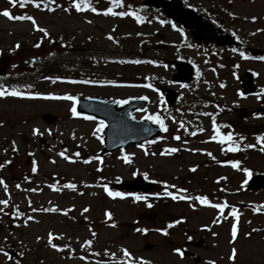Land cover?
<instances>
[{
	"label": "rangeland",
	"instance_id": "obj_1",
	"mask_svg": "<svg viewBox=\"0 0 264 264\" xmlns=\"http://www.w3.org/2000/svg\"><path fill=\"white\" fill-rule=\"evenodd\" d=\"M7 0H0V10L4 8ZM63 3L64 0H56ZM97 0H92L95 3ZM133 4H140L142 0H125ZM193 6L199 11L209 10L212 6H217L222 9V14L227 18L224 23L229 26L227 30L232 32H242L243 45L245 47L264 49V0H183ZM96 5V6H95ZM94 7H99L95 3ZM106 3H101L100 6L105 7ZM125 8L136 12L139 7L133 5L122 6L114 8L116 12L124 11ZM64 8H60L50 14H40L30 12V15L36 20L37 25L46 29L53 36L64 39L65 42H72L75 44L92 42L96 47L106 50H119L118 44L108 40V35H112L118 39L125 48L135 52L142 49L140 47V40L146 41V51L149 55L165 58L167 61L171 59H185L193 61L199 75L196 76V81L190 86V89L182 92V100L187 101L186 95L193 97H201L211 99L219 103L222 108L232 110L227 115L228 120L241 132L247 129H254L264 124V116L258 113L248 114V111L259 106H264L261 100H264V61L243 59L238 55H232L230 51H222L221 55L215 57L211 48L206 51L204 47L196 46L189 48L184 44L181 30L171 25H152L149 27L138 28L127 20L122 22L118 19H109L103 15L87 12L69 11L65 12ZM103 10V9H102ZM100 10V11H102ZM198 12V11H197ZM203 16V15H202ZM205 17V16H204ZM236 17H243L246 20L239 23ZM253 18H255L253 20ZM88 21H91L89 23ZM254 21V22H253ZM41 32L36 31L30 21L10 22L7 18L0 16V43L3 50H0V60L2 58L9 59L8 53L5 52L6 47L12 48L16 43L24 44L28 47L33 46L32 42L35 39H40ZM144 35V36H143ZM244 39V40H243ZM189 40V38H188ZM169 46L164 51L159 49L161 44ZM205 49V50H204ZM209 54L208 56H206ZM10 56V55H9ZM70 71L74 72H90L96 71L99 67L93 66L85 61H75L66 64ZM107 73H120V67L109 66ZM148 69L147 67H144ZM95 69V70H94ZM141 70V69H139ZM244 70H251L257 75L256 84L260 88L261 93L252 98H240L236 95V90L239 85L236 83L235 75L242 74ZM135 72L133 68L128 70ZM169 76L172 73L171 67L157 68L154 70ZM169 73V74H168ZM224 87H221V85ZM41 93L44 95H80L81 97L95 96L100 98H128L135 95H145L152 101L150 111L145 115H160L155 107L159 96L153 90L125 88L122 86H89L85 84H66V83H52L46 82L42 85ZM187 102L193 108L195 104ZM72 107L71 101L66 100H49V99H25V98H0V154L4 162L10 161L15 166L28 170L36 162L38 167L37 172L43 175H56L63 178H74L80 180V183H87L90 177V171L94 169L96 162H90L89 166H81L77 164H70L65 160L60 153L64 152L68 157L77 150V146L81 145V154L94 157L100 149V143L97 138L98 133L93 135L97 126L96 122H89L79 118L70 116V109ZM208 108L212 109L210 105H201L196 110ZM172 115L177 118L178 122H182L184 126L191 129H207L208 119L200 115H193L189 113L182 114L178 110L171 111ZM228 113V111H227ZM43 114L55 115L57 118L52 125H47L41 119ZM164 123L173 124V128H179L173 119H163ZM33 129H39L41 135H33ZM44 137L49 147L45 155H41L38 140ZM3 143V144H2ZM3 146L5 150H3ZM15 146V150H14ZM187 152L183 154L182 159L175 160L171 158L162 159L159 157H145L140 154V150L131 147L129 151L132 163L130 167L122 164L116 159V155L107 156L106 164L109 163L110 169L105 171V176L100 178L97 182L117 181L120 179H130L136 172L137 175L143 176L147 173L148 178L161 184L163 179L170 187L175 184L176 179L186 172L187 165H191L194 160L201 162L203 159H210L208 155H200L198 152L207 151L210 155H215L221 152L220 147L211 149L205 145H188L185 147ZM196 152V154H193ZM70 154V155H68ZM219 157V154L216 158ZM236 158V155H234ZM193 159V161H191ZM202 159V160H199ZM243 160L245 169H252L264 171V153H254L247 156H240ZM199 160V161H198ZM30 162V163H29ZM241 179L239 176L238 181ZM45 178L35 179L34 184L44 185ZM158 188V186H157ZM160 188V187H159ZM99 189L95 188L93 193H99ZM11 200L15 201L14 194L11 192ZM88 191L80 196H61L58 194H51L45 190L43 194L35 196L37 204L53 203L62 210L74 208L72 216L75 218L84 219L82 224L68 221L65 218L56 215H42L38 223L30 224L29 227L14 230L9 227L7 220L0 219V240L9 239V241L16 243L18 250H25L27 252L26 260L35 262L42 260L50 264H113L114 257H120L122 249L130 252L131 257L137 259L138 257L149 258L155 261L165 259H175L171 254L159 250L157 232L153 231L144 239L142 235L134 236L138 231L144 227L162 225V221H184L189 223L188 227L197 228L198 224L204 225L211 222L217 224L218 216L208 207H203L197 213H193V206L184 207L181 205H172L163 215H143L140 216L141 208L133 207L125 202L101 201L95 196L87 194ZM241 198L244 199L241 201ZM0 200H4L3 194L0 190ZM231 200L236 204L245 203V209L254 206L260 200H264V194H250L247 193L241 197H234ZM87 207V213H81V209ZM1 208V205H0ZM112 213V219L104 220L107 212ZM241 222H252V225L263 223L264 218L261 216H251L249 210H245ZM164 217V218H161ZM93 221L92 228L88 227V222ZM197 223V224H193ZM114 225V226H113ZM214 236L220 240H224V244L228 242L229 255L226 257L224 253L223 264H264V231L262 233L250 235L251 230L246 226H242L240 234L232 241L230 226L227 234V227H218L212 229ZM96 232L97 238L93 242L91 248L92 254L99 256L97 261H87L85 257L71 259L66 256L64 252L53 251L42 246L49 234L55 236L59 233H66L69 237L68 241L73 247L79 246L84 239L91 238L92 233ZM129 233L128 237H123V234ZM150 244L152 251L148 252L143 249L144 244ZM222 241L218 242V249L221 253ZM235 248L237 255L235 259L231 260L232 249ZM115 254V255H113ZM103 255V256H101ZM219 255L218 257H220ZM91 259V257L89 258ZM0 261H5L3 255L0 254ZM178 261V260H177Z\"/></svg>",
	"mask_w": 264,
	"mask_h": 264
},
{
	"label": "snow or ice",
	"instance_id": "obj_2",
	"mask_svg": "<svg viewBox=\"0 0 264 264\" xmlns=\"http://www.w3.org/2000/svg\"><path fill=\"white\" fill-rule=\"evenodd\" d=\"M9 4L12 6V7H16L17 5L20 7V8H24L26 7L27 5H33L35 6L36 8H40L41 7V4L39 2H37V0H8ZM49 3H55V0H49ZM109 3L112 5L111 7H109L106 11L103 12V15H112V16H117L119 15L120 17H124V16H132L136 21L137 23H143L144 22V19L142 16L140 15H137L135 12H132V11H120V12H116L114 11L113 9L114 8H120L122 7V0H109ZM45 8H48V4H45L44 5ZM57 7H59V5H57ZM70 9H74L76 12L80 13V12H87V11H91L93 13H98V10L93 6V3H92V0H72V3L70 5L69 8H64L63 10L65 12H69ZM49 11H54L55 9L53 8H48ZM0 16H3L5 18H7L8 20L10 21H30L32 23V25L34 26L35 30L36 31H39L43 34V37H49V33L46 29L42 28V27H39L37 25V22L36 20L30 16V15H14L12 12H10L9 10L5 9L3 11H0ZM255 18H253L254 20ZM89 23H91V21H88ZM161 23H164V21H161ZM173 27H175V25H173ZM181 35H183V32L181 31ZM108 39L109 40H112L113 37L111 35L108 36ZM41 43H42V40L38 43H36L34 45V47H37L39 48L41 46ZM20 48V45L17 43L15 45V49H19ZM233 51H235V49H233ZM241 57L243 58H247L243 52L240 53ZM261 59H264V57H262ZM141 61L139 60H136V61H132V63H140ZM147 63H152V61H146ZM13 68L16 67V65H13L12 66ZM165 67H167V65H165ZM197 75H199V72H197ZM46 79H50V78H47ZM59 79V78H57ZM68 83H72V84H76V83H83V84H88V83H92V81H89V80H69V81H66ZM52 83H56V79H53L52 80ZM145 87H152L151 85H144ZM29 88L31 87V85L28 86ZM221 87H224V85L222 84ZM155 90V89H154ZM6 97H19V98H25V93L21 92L17 87L13 86L11 87V89H9L8 87H5L4 84L0 83V98H6ZM27 98H31V99H36V98H40V99H49V100H66V101H71L72 102V108L70 109L71 113L73 116H78L79 113L77 112V109H76V103H77V100H76V97L72 96V95H63V96H60V95H53V94H48V95H41L39 93H36L34 95H30L28 96ZM142 99H147V97H142ZM160 100H161V103H163V96L161 95L160 97ZM117 103H120V104H123V103H126V101H117ZM147 120H150L152 121L153 123L155 124H158L160 126V129L162 131H167V127L163 121V119H161V117L159 115H148L145 117ZM85 119H93L92 117H85ZM104 122L103 121H100V126L98 128L95 129V132L93 133V135H95L96 133H99V132H102L103 131V128H104ZM181 127H183V124H181ZM213 131L215 132V135L212 137V139L214 140H217L218 143H220L221 145H224L225 143H227L229 146L226 148V149H223L224 151H232V152H235V151H238L239 148L238 146H234V141H233V136L231 133L227 134V135H222L216 124H215V119L213 118ZM42 133H40L39 129H33V135H41ZM193 135H195V133H192ZM98 139L100 137H97ZM174 139L176 140H180V136L177 135L174 137ZM260 141H264V136H261L258 138ZM251 147V145L249 146ZM14 150H15V146H14ZM178 149L177 148H166L164 149V151H162L160 154L161 155H167V154H171V153H175L177 152ZM147 154V152L145 153ZM60 155L65 159V160H68L69 157L67 155H65L64 152H61ZM76 156H79L80 154L79 153H75ZM153 155H155V153H153ZM210 155V154H209ZM121 159H123L124 163L125 164H131L132 163V160L128 157V156H123L121 157ZM74 162V161H73ZM85 164L89 163L90 161L89 160H84L83 161ZM102 162V161H101ZM10 163V161H9ZM0 167H3L2 165H0ZM232 167L234 168H237L239 169V162H236V163H233L232 164ZM100 169H98L99 171ZM32 171L33 173H35L37 171V168H36V162L33 161V166H32ZM191 171L195 172L196 169L193 168L191 169ZM246 175L251 177V172L248 171L247 169L244 170ZM133 175H137L136 172L133 173ZM143 177L145 180L148 179V175L147 173H144L143 174ZM120 178L117 177V181L119 182ZM153 183H156V181H152ZM245 183H247V181H245ZM0 185H4L5 189L7 188V185L4 184V181L2 179H0ZM17 187H19V185H17ZM52 187H55L54 185ZM64 187L66 188H71V189H75L76 188V185L75 184H66L64 185ZM167 185H165V188L167 189ZM172 187H175V186H172ZM104 190L105 192H107V194L110 196V197H117L119 196L120 198H124L126 195H130L133 197V199L137 202L139 201H147L148 200V196L147 195H140V194H136V193H122V192H113L112 190H110L107 185L104 186ZM33 191H35V189H33ZM178 192H184L186 190L184 189H177ZM165 195L171 197L173 200H185V199H191L190 197H185L184 195H180V196H177V195H174L172 192L170 191H165ZM196 200H198L200 202V204L202 205H206V206H210V207H213V208H216L219 210V212L221 214L224 213V209L227 206V204H211L208 200V198L206 196H197L195 197ZM8 203L9 201L8 200H0V205H4V207L6 208L8 206ZM153 205L151 203H149L147 205V207L151 208ZM89 209L85 208L84 209V212H87ZM4 209L3 208H0V212H3ZM33 211H36L35 209H33ZM44 211H56L55 208H51V209H44ZM7 214V213H5ZM21 213L17 212V216H20ZM65 215H67V213H65ZM106 215L109 217V219L111 218V213H106ZM230 215L233 216L234 218H236V220L238 221L239 219V213L237 211V209L235 208H232L231 209V212H230ZM29 220L32 219V217H28ZM180 221H177V223H179ZM114 226V225H113ZM173 225L169 224L168 227H172ZM136 231L140 232V231H143L142 229H136ZM255 231V230H254ZM165 235H167V233H164ZM96 233L93 232L92 233V236L95 237ZM237 236H238V228L236 226V224L234 223L232 228H231V237H232V241L235 242V240L237 239ZM53 239L54 237L52 236V234L50 233L49 234V238H48V244L49 246H51L53 249L57 250V251H63L62 248L58 247L56 244L53 243ZM88 246H91L92 244V241L89 240L86 242ZM122 252H123V256L128 258V261H127V264H134V262L132 261L131 259V255L130 253L126 250V249H122ZM6 257H8V259H12L10 256H8V253L7 252H4L3 253ZM115 255V254H113ZM237 255V252H236V249L233 248L232 249V253H231V259H235ZM83 259V257H82ZM17 264H19V261H17ZM113 264H125V261H113ZM142 264H147V262H142Z\"/></svg>",
	"mask_w": 264,
	"mask_h": 264
}]
</instances>
